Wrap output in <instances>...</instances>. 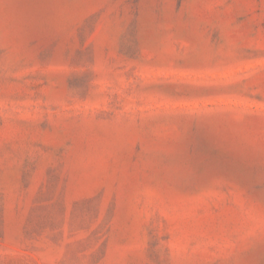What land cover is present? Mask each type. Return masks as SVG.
<instances>
[{
    "label": "rangeland",
    "instance_id": "1",
    "mask_svg": "<svg viewBox=\"0 0 264 264\" xmlns=\"http://www.w3.org/2000/svg\"><path fill=\"white\" fill-rule=\"evenodd\" d=\"M0 264H264V0H0Z\"/></svg>",
    "mask_w": 264,
    "mask_h": 264
}]
</instances>
